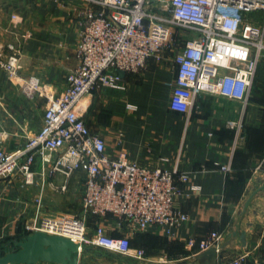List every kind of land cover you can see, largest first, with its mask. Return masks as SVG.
I'll return each instance as SVG.
<instances>
[{
    "label": "crops",
    "instance_id": "1",
    "mask_svg": "<svg viewBox=\"0 0 264 264\" xmlns=\"http://www.w3.org/2000/svg\"><path fill=\"white\" fill-rule=\"evenodd\" d=\"M87 9L97 7L80 0H0V48L10 53L6 47L12 45L20 64L14 79L0 69V148L23 146L42 125L46 98L66 88L67 75L78 65L75 51ZM262 73L261 68L258 83ZM29 77L38 80L40 89L26 96L20 85ZM174 77L173 53L165 51L162 61L150 59L143 70L125 73L120 88L92 91L81 106L88 130L104 141L109 157L124 154L147 169L188 176L175 204L188 216L187 223L174 238L160 227L129 235L131 249L144 251L142 259L84 247L77 252V264H228L237 255L244 256L242 264H264L260 92L251 94L244 108L240 102L201 93L187 115L168 106ZM229 163L230 171L221 172L219 167ZM31 169L33 184H23L18 172L0 180V252L16 250V243L33 234L25 226L35 215H69L82 209L83 172L68 178L50 175L39 158ZM245 182L247 191L240 185ZM95 224L109 236L127 235L111 217L95 219ZM213 231L221 236L218 251L188 245L190 239L199 243ZM41 263L59 264H35Z\"/></svg>",
    "mask_w": 264,
    "mask_h": 264
},
{
    "label": "built area",
    "instance_id": "2",
    "mask_svg": "<svg viewBox=\"0 0 264 264\" xmlns=\"http://www.w3.org/2000/svg\"><path fill=\"white\" fill-rule=\"evenodd\" d=\"M80 1L97 10L84 12L75 51L78 65L67 75L64 91L46 98L40 129L19 148H0V180L18 172L23 184H33L31 166L36 158L50 175L68 178L83 172L82 217L37 214L26 231L69 239L78 253L88 246L142 259L144 251L131 249L129 235L160 227L174 238L188 221L175 205L188 176L181 173L175 178L176 170L147 169L124 154L109 157L104 141L88 130L81 101L100 87L120 88L117 71L136 73L150 59L162 61L163 53L170 51L175 64L170 110L188 115L201 93L240 102L244 108L258 65L264 62V0ZM7 47L13 53L6 57L0 48V69L14 79L19 57ZM20 86L26 96L40 89L34 77ZM236 127L240 130V125ZM219 169L228 173L230 163ZM108 216L117 229L126 228L127 235L109 236L95 224L87 238L86 218ZM220 237L213 231L199 243L190 239L188 245L218 251ZM243 259L237 255L228 264H242Z\"/></svg>",
    "mask_w": 264,
    "mask_h": 264
},
{
    "label": "water",
    "instance_id": "3",
    "mask_svg": "<svg viewBox=\"0 0 264 264\" xmlns=\"http://www.w3.org/2000/svg\"><path fill=\"white\" fill-rule=\"evenodd\" d=\"M123 77L122 71H117ZM16 250L0 253V264H35L38 261L59 264H77V245L60 236H48L35 232L22 242Z\"/></svg>",
    "mask_w": 264,
    "mask_h": 264
},
{
    "label": "rangeland",
    "instance_id": "4",
    "mask_svg": "<svg viewBox=\"0 0 264 264\" xmlns=\"http://www.w3.org/2000/svg\"><path fill=\"white\" fill-rule=\"evenodd\" d=\"M9 46V45H8ZM10 46H12V45H10ZM13 47V46H12ZM14 48V47H13ZM2 49V48H1ZM0 49V50H1ZM6 49L8 50V47H6ZM2 51H3V54L6 56V57H8V56H11V54L13 53V51H10V50H8V52H10V53H5L4 52V50L2 49ZM260 64H261V67H262V69H263V73H262V76H263V78H262V80H260V82L259 83H255V88H257V90H259V92H260V98H261V100H262V103H261V115H262V117H263V119H264V62H260ZM6 74V73H5ZM253 89H254V85H253V88H252V92H253ZM258 92V91H257ZM252 94V93H251ZM240 142V141H239ZM240 185H242V190L244 191H247V188L246 187H248V185H249V183H247V182H245V184H241L240 183ZM252 185L254 186V184H250V189L252 188ZM243 191H242V193H243ZM262 195H264V194H262ZM261 195V196H262ZM264 197V196H263ZM250 204V203H249ZM257 204H259V202L257 201ZM82 209L81 210H78L77 212H75L74 214H69V215H53V216H62V217H65V218H72V217H82ZM86 225H87V233H86V236H87V238H90L91 237V234H92V230H93V226L95 225V220H94V218L93 217H87L86 218ZM87 248H91V247H88L87 246ZM84 250V249H83Z\"/></svg>",
    "mask_w": 264,
    "mask_h": 264
},
{
    "label": "trees",
    "instance_id": "5",
    "mask_svg": "<svg viewBox=\"0 0 264 264\" xmlns=\"http://www.w3.org/2000/svg\"><path fill=\"white\" fill-rule=\"evenodd\" d=\"M261 68H262V67H261V64L259 63L258 68H257V73H256V76H255V80H254V83H253V85H254V89H253L252 95H254L255 93H257V91H259V90H257V88H255V83H258V81H259L258 74H259V71H260ZM252 88H253V87H252ZM108 217H110V216H108ZM93 218H94V220H95V219H98V218H96V217H93Z\"/></svg>",
    "mask_w": 264,
    "mask_h": 264
}]
</instances>
